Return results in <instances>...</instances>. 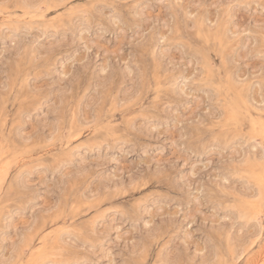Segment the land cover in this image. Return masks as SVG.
<instances>
[{"label": "rangeland", "instance_id": "rangeland-1", "mask_svg": "<svg viewBox=\"0 0 264 264\" xmlns=\"http://www.w3.org/2000/svg\"><path fill=\"white\" fill-rule=\"evenodd\" d=\"M263 112L264 0H0V264H244Z\"/></svg>", "mask_w": 264, "mask_h": 264}, {"label": "bare ground", "instance_id": "bare-ground-1", "mask_svg": "<svg viewBox=\"0 0 264 264\" xmlns=\"http://www.w3.org/2000/svg\"><path fill=\"white\" fill-rule=\"evenodd\" d=\"M88 2V1H87ZM86 2V3H87ZM74 10V9H73ZM28 12V11H27ZM26 16V15H25ZM29 16V15H28ZM31 20H33V19H31ZM230 87V86H229ZM235 94H237V93H235ZM244 99V98H243ZM238 101V100H237ZM243 101V100H242ZM241 101V102H242ZM237 102H235V104H236ZM243 103H245L246 104V102H243ZM238 104V103H237ZM246 105H248V104H246ZM232 106H233V104H232ZM239 106V105H238ZM240 107V106H239ZM242 107V106H241ZM231 109H232V107H231ZM236 109V108H235ZM246 109V108H245ZM233 110V109H232ZM233 112H235V111H233ZM232 113V112H231ZM259 113V112H258ZM264 113V112H263ZM233 118V117H232ZM251 119V118H250ZM256 119H257V117H256ZM77 121V120H76ZM256 122V121H255ZM77 123V122H76ZM256 124V123H255ZM259 125V124H258ZM255 127V126H254ZM260 127V126H259ZM261 129V128H260ZM254 130H256V129H254ZM255 133V132H254ZM261 134V133H260ZM259 135V134H258ZM262 135V134H261ZM68 143V142H67ZM65 144H66V142H65ZM68 147H66V149H67ZM47 151V150H46ZM43 152V151H42ZM40 153V152H39ZM22 159V158H21ZM6 167V166H5ZM0 168H2V167H0ZM264 170V169H263ZM262 170V171H263ZM1 171V170H0ZM4 172V171H3ZM2 172V173H3ZM261 174V173H260ZM257 175H259V174H257ZM1 180V179H0ZM260 181V180H259ZM263 189V188H262ZM260 192V191H259ZM264 192V191H263ZM261 196V195H260ZM244 199V198H243ZM80 200H81V198H80ZM256 204V203H255ZM94 221V220H93ZM94 225V224H93ZM62 230V229H61ZM64 230L66 231V229H63V232H64ZM68 231V230H67ZM56 233V232H55ZM60 233V232H59ZM65 233V232H64ZM54 234V233H53ZM59 235V234H58ZM61 236V235H60ZM60 236H59V238H60ZM58 238V237H57ZM251 241V240H250ZM55 242H56V240H55ZM255 242V240H252L250 243V246H252V244ZM21 246V245H20ZM250 246L247 248V251L249 250V248H250ZM59 247H60V245H59ZM61 248V247H60ZM241 248V247H240ZM263 248H264V246H263ZM63 251V250H62ZM245 252V251H244ZM244 252L243 251H241V253H239V254H237V256H236V260H238V259H240L242 256H243V254H244ZM47 254V253H46ZM49 254V253H48ZM253 254V253H252ZM51 255V254H50ZM76 255V254H75ZM264 256V250L263 251H261V253L260 254H256V256L255 257H253V258H249L244 264H264V261H261V258H259V257H261V256ZM47 258V257H46ZM74 258H75V256H74ZM77 258V257H76ZM260 259V260H259ZM264 258L262 257V260H263ZM19 261V260H18ZM52 262V261H51ZM39 263V262H38ZM48 263V262H47ZM46 263V264H47ZM17 264V263H16ZM41 264V263H40ZM49 264V263H48Z\"/></svg>", "mask_w": 264, "mask_h": 264}]
</instances>
